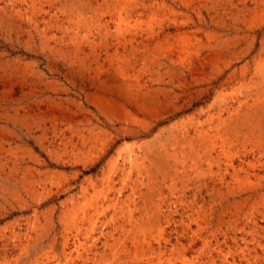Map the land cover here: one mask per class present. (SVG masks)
<instances>
[{
    "label": "rangeland",
    "instance_id": "1",
    "mask_svg": "<svg viewBox=\"0 0 264 264\" xmlns=\"http://www.w3.org/2000/svg\"><path fill=\"white\" fill-rule=\"evenodd\" d=\"M117 66L128 72L126 79L116 73ZM261 67L264 0H0V131L11 142V147L5 145L10 149L6 155L17 158L20 168L48 171L47 179L34 184L29 194L19 183L0 180V263L22 254L3 235L10 236L13 229L28 233L31 227L35 242L17 264L47 263L43 253L48 250L60 257L65 239L67 251L80 246L85 264H248L242 258L248 248L249 263L264 264V138L262 149L255 143L257 135L264 137V90L257 91L252 79ZM15 108L18 117L8 118ZM25 115V124L15 122ZM202 120L211 134L205 147L214 158L210 166L206 158L200 165L205 174L200 182L207 189L195 190L190 172L185 203L173 205L170 199L176 201L177 192L173 196L168 189L176 162L172 142L184 135L182 124L193 134V126ZM218 126L222 136L212 132L211 127ZM42 127L49 129L48 140L38 139ZM53 128L65 131L64 146L55 140ZM89 130L99 141L94 148L81 142ZM127 152L137 156V167L124 181L122 160ZM182 174L174 182L180 193ZM108 177L115 181L113 189L124 188L118 204L125 205L122 213L118 208L102 213L89 206L106 192ZM145 185L157 194L161 187L162 195L153 198L156 207L146 212L137 198L147 193ZM132 187L138 191L136 206L124 201ZM98 204L106 207L102 201ZM130 211L134 218L127 217ZM113 215L128 231L121 239L130 253L119 258L111 254L121 232L113 229L118 224L108 222ZM103 235H113L111 249L102 245ZM133 239L141 248L138 252Z\"/></svg>",
    "mask_w": 264,
    "mask_h": 264
},
{
    "label": "bare ground",
    "instance_id": "2",
    "mask_svg": "<svg viewBox=\"0 0 264 264\" xmlns=\"http://www.w3.org/2000/svg\"><path fill=\"white\" fill-rule=\"evenodd\" d=\"M33 2H36V0H32ZM50 1V0H49ZM59 1V0H58ZM84 1V0H83ZM117 1V0H116ZM72 2V1H71ZM70 2V3H71ZM190 2V1H189ZM62 3V2H61ZM60 3V4H61ZM107 3V2H106ZM105 3V4H106ZM45 4V3H44ZM78 4V3H77ZM97 4V3H96ZM49 5V4H48ZM81 5V4H80ZM64 6V5H63ZM77 7H78V5H77ZM82 7V6H81ZM80 7V8H81ZM100 7V6H99ZM14 8V7H13ZM34 8V7H33ZM75 8V7H74ZM85 8V7H84ZM88 8V7H87ZM69 9V8H68ZM82 9V8H81ZM12 10V9H11ZM40 10V9H39ZM82 10H84V9H82ZM81 10V11H82ZM69 11V10H68ZM15 12V11H14ZM18 12V11H17ZM3 13L5 14V12L3 11ZM67 13V12H66ZM78 14V13H77ZM14 15V14H13ZM18 15V14H17ZM70 15V14H69ZM15 16V15H14ZM78 16V15H77ZM155 16V15H154ZM11 17V16H10ZM82 17V16H81ZM70 19V18H69ZM72 21V20H71ZM74 21V20H73ZM157 21V20H156ZM77 23H78V21H77ZM79 24V23H78ZM147 24V23H146ZM122 25V24H121ZM80 26V25H79ZM146 28V27H145ZM178 36V35H177ZM77 38V37H76ZM75 43V42H74ZM73 43V44H74ZM178 45V44H177ZM76 46V45H75ZM78 47H80L79 45H78ZM173 47V46H172ZM94 48V47H93ZM58 50V49H57ZM66 51V50H65ZM72 56V55H71ZM74 58V57H73ZM145 59V58H144ZM152 63H155V62H152ZM145 67V66H144ZM116 69V73L118 72L120 75H121V77H123V78H125L126 79V77H127V74H128V72L126 71V70H123L121 67H118L117 66V68H115ZM243 70V69H242ZM25 71V70H24ZM236 71V70H235ZM17 72V71H16ZM240 72V71H239ZM244 72V71H243ZM234 73V72H233ZM237 77L236 75H233L231 78L233 79V77ZM239 76V75H238ZM240 76L242 77V78H244V76H245V74L244 73H240ZM239 76V77H240ZM88 77V76H87ZM252 78V77H251ZM161 79V78H160ZM228 79V78H227ZM238 79V78H237ZM253 80H254V82H255V84H254V86L258 89L257 91H262V90H264V67H261L260 69H258L257 71H255V73H254V75H253V78H252ZM236 82V81H235ZM90 86V85H89ZM260 91V92H261ZM105 92V91H104ZM255 93V92H254ZM258 93V92H257ZM262 94V93H261ZM246 95V94H245ZM255 95V94H254ZM249 96V95H248ZM220 97V96H219ZM251 97V96H250ZM259 98V97H258ZM245 99V98H244ZM248 99V98H247ZM263 99H264V97H263ZM222 100V99H221ZM258 100V99H257ZM260 100V99H259ZM13 102H15V100H13ZM19 102V101H18ZM38 102V101H37ZM248 102H249V100H248ZM253 102V101H252ZM65 103H66V101H65ZM223 103V102H222ZM242 103V102H241ZM257 103V102H256ZM258 103H260V102H258ZM264 103V102H263ZM30 104V103H29ZM216 104V103H215ZM219 104V103H218ZM247 104V103H246ZM153 105V104H152ZM220 105V104H219ZM226 105V104H225ZM239 105V104H238ZM253 105V104H252ZM259 105V104H258ZM25 106V105H24ZM118 106V105H117ZM156 106V105H155ZM186 106V105H185ZM212 106H213V104H212ZM243 106V105H242ZM245 106V105H244ZM255 106V105H254ZM263 106V105H262ZM120 107V106H119ZM214 107V106H213ZM212 107V108H213ZM231 107V106H230ZM234 108V107H233ZM51 109V108H50ZM240 109V108H239ZM238 109V110H239ZM215 110V109H214ZM221 110V109H220ZM152 111V110H151ZM207 111V110H206ZM222 111V110H221ZM247 111V110H246ZM253 111V110H252ZM260 111H261V108H260ZM264 111V110H263ZM218 112V111H217ZM226 112V111H225ZM230 112V111H229ZM233 112V111H232ZM243 112V111H242ZM248 112V111H247ZM256 112H258V111H256ZM13 113H14V116H12V117H10V115H9V117L8 118H16V117H18V115H19V109H17L16 110V108L15 109H13ZM237 113V112H236ZM235 113V114H236ZM264 113V112H263ZM29 114V113H28ZM139 114V113H138ZM232 114V113H231ZM238 114V113H237ZM245 114V113H244ZM8 115V114H7ZM38 115V114H37ZM57 115V114H56ZM214 115V114H213ZM220 115H221V113H220ZM234 115V114H233ZM264 115V114H263ZM26 116V115H25ZM212 115H210V117H211ZM216 116H218V115H216ZM215 116V117H216ZM27 117V116H26ZM19 118V119H15V120H17V121H15V122H19V124H25V122H26V119H28V117L27 118ZM31 116H29V118H30ZM45 117V116H44ZM220 117V116H219ZM230 117V116H229ZM194 118V117H193ZM208 118V117H207ZM39 119V118H38ZM42 119V118H41ZM206 119V118H205ZM217 119H218V117H217ZM216 119V120H217ZM42 120H44V119H42ZM260 120V119H259ZM40 121V120H39ZM125 121V120H124ZM130 121V120H129ZM203 121V120H202ZM261 121V120H260ZM73 122V121H72ZM114 122V121H113ZM137 122V121H136ZM206 122V121H205ZM211 122V121H210ZM221 122V121H220ZM226 122V121H225ZM234 122V121H233ZM256 122H257V119H256ZM16 124V123H15ZM18 124V123H17ZM42 124H43V121H42ZM190 124V123H189ZM204 121H203V123L201 124V125H194L193 126V134L192 133H190V131H188V128L185 126V125H183L182 124V132H183V136L182 135H180V136H182L181 138H179L178 140H175L174 142H172V148L174 149V154L173 153H171V154H173V155H171V158H174V161H176L174 164H175V166L174 167H172V171L174 172V174H173V176H168V171L166 170V172H164L163 170H162V172L164 173L163 174V176L165 175V176H167V177H169L170 178V180H171V185L168 187V189H169V191H171V193L172 194H174L173 196H175V192H177V197H176V201H174L173 199H170L171 200V204H176V203H185V193L187 192V190H186V188L188 187V185L190 184L189 182H190V177H191V175H190V172H192L193 174V177H191V178H194L195 179V182H197L196 184H195V186H194V188L196 187V189L195 190H198L199 192L201 191V189L202 188H206L207 186L201 181L200 182V179H202L203 177H204V172L200 169V165H201V163L203 162V161H205V159L203 160V158H206V161L209 163V166H210V164L212 163V161L214 160V158L212 159V156H211V152L209 151V148L207 149V147H205L206 146V138H209L210 139V133H209V131L210 130H205L204 129ZM208 124V123H207ZM217 124V123H216ZM219 124V123H218ZM56 125V124H55ZM192 125V124H191ZM210 125V124H209ZM231 125H233V124H231ZM235 125V124H234ZM240 125V124H239ZM249 125V124H248ZM253 125H254V123H253ZM257 125V127H258V124H256ZM225 126H226V124H225ZM41 127V126H40ZM45 127V126H44ZM233 127V126H232ZM236 127V126H235ZM252 127V126H251ZM255 128H257L256 126H254ZM43 128V127H42ZM175 128V127H174ZM210 128V127H209ZM259 128V127H258ZM21 129V128H20ZM173 129V128H172ZM211 129H212V132L214 131V130H216V132L214 133L215 134V136L216 135H221L222 136V131H221V129H222V127L221 126H218V127H211ZM245 129V128H244ZM263 129V128H262ZM122 130V132H124V131H126L125 129H121ZM166 130V129H165ZM227 130H228V128H227ZM52 131V130H51ZM61 131V130H60ZM174 131V130H173ZM246 131V130H245ZM260 131H261V129H260ZM22 132V131H21ZM63 132H65V131H63ZM63 132H61V133H59L58 132V130L56 129V128H53V133H54V138H55V140L56 139H60V141H61V143H60V146L62 147V146H64L65 145V143L63 142V140H65V137L66 136H64V133ZM78 132H79V130H78ZM78 132H73V133H77V134H80V133H78ZM225 132H226V130H225ZM234 132H236V131H234ZM244 132V131H243ZM252 132V131H251ZM24 133V132H23ZM30 133V132H29ZM48 133H49V129H42V134H41V136H40V138H38V139H45V140H48L47 139V137H48ZM231 133V132H230ZM27 134V133H26ZM95 133H94V130H89V136H82L81 137V139H82V143H83V145H85L86 147L87 146H90L91 148H94L97 144H98V142L99 141H96L95 139V136L96 135H94ZM228 134V133H227ZM239 134H241V133H239ZM246 134V133H245ZM75 135V134H74ZM253 135V134H252ZM79 136H81V135H79ZM217 136V137H218ZM236 136V135H235ZM16 137V136H15ZM14 137V138H15ZM53 137V136H52ZM120 137V136H119ZM213 137V136H212ZM231 137H232V135H231ZM245 137H247L246 135H245ZM244 137V138H245ZM257 138H256V148L257 149H262L261 148V144H262V141H263V136H262V133H260L259 135H257L256 136ZM95 138V139H94ZM99 138V137H98ZM173 138V137H172ZM214 138V137H213ZM226 138H228V137H226ZM236 138V137H235ZM66 139H68V138H66ZM224 139V138H223ZM229 139V138H228ZM53 140V139H52ZM54 140V141H55ZM110 140V139H109ZM174 140V139H173ZM172 140V141H173ZM197 140H199V142L197 141ZM211 140V139H210ZM237 140V139H236ZM247 140V139H246ZM50 141V140H49ZM78 141V140H77ZM170 141V140H169ZM244 141V140H243ZM242 141V142H243ZM253 141V140H252ZM40 142H42V141H40ZM69 142V141H68ZM234 142V141H233ZM237 142V141H236ZM69 143H71V139H70V142ZM73 143V142H72ZM166 143V142H165ZM164 143V144H165ZM169 143V142H168ZM171 143V142H170ZM245 143V142H244ZM243 143V144H244ZM9 145V147H11L10 146V144H11V142H10V136L8 137V135L6 136V135H4V132L3 131H0V180H2L3 182H9L10 184H12V185H15L16 183H19L20 185H22L23 186V188H24V191L27 193V194H29V192L31 191V190H33V188H34V184L36 185L37 183H39V182H42V181H45V179L44 178H46L47 176H48V171H47V173H44V172H40V171H36V169L34 170V169H31L30 168V166L29 167H25L24 166V168H20L21 167V165H20V163L18 162V160H17V158L16 159H12V158H8V155H6V154H8L9 152H6V150H5V145ZM50 144V143H49ZM49 144H48V146H49ZM75 144V143H74ZM77 144V143H76ZM223 144V143H222ZM226 144V143H225ZM252 144V143H251ZM51 145V144H50ZM67 145V144H66ZM70 145V144H69ZM149 145V144H148ZM166 145V144H165ZM207 145H209V144H207ZM234 145V144H233ZM239 145V144H238ZM47 146V145H46ZM59 146V147H60ZM79 146H81V144L79 145ZM162 146H164V145H162ZM211 146V145H210ZM212 146L214 147V145L212 144ZM264 146V145H263ZM43 147V146H42ZM53 147V146H52ZM67 147V146H66ZM73 147V149H74V147H76V146H72ZM155 147V146H154ZM153 147V148H154ZM166 147V146H165ZM180 148L181 147V149H180V153L178 152H176L175 150H177V148ZM198 147V148H197ZM205 147V149H206V152L205 153H202L201 151L203 150V148ZM215 147H216V145H215ZM254 147V146H253ZM64 148V147H63ZM169 148V147H168ZM264 148V147H263ZM66 149V148H65ZM65 149L63 150V151H65ZM98 149V148H97ZM166 149V148H165ZM254 149V148H253ZM5 150V151H4ZM8 150H10V149H8ZM7 150V151H8ZM12 150V149H11ZM48 150V149H47ZM50 150V149H49ZM71 150V149H70ZM167 150V149H166ZM219 150H221V149H219ZM226 150H228V149H226ZM264 150V149H263ZM3 152H5V153H3ZM14 152V151H13ZM67 152V151H66ZM161 152V151H160ZM216 152V151H215ZM253 152V151H252ZM65 153V152H64ZM79 153V152H78ZM13 154V153H12ZM53 154V153H52ZM120 154V153H119ZM134 154V153H133ZM170 154V153H169ZM260 154V153H259ZM138 155V154H137ZM159 155H161V154H159ZM261 155V154H260ZM78 156V155H77ZM154 156V155H153ZM219 156V155H218ZM71 157V156H70ZM137 157V156H136ZM135 157V158H136ZM157 157V156H156ZM166 157H167V153H166ZM166 157H165V159H166ZM170 156L168 155V160L170 159L169 158ZM262 157H264V151H263V153H262ZM135 158H133V156H132V153H126L124 156H123V160H122V164H123V167H124V169H122V170H124L123 172H125V173H127L126 174V177H125V180L124 181H126V180H128V178L131 176V173H133V171L136 169V167H137V165H136V161L134 160ZM240 158V157H239ZM137 159V158H136ZM155 159V158H154ZM158 159V158H157ZM160 160H161V157L159 158ZM158 159V160H159ZM164 159V158H163ZM164 159V160H165ZM227 159H230L229 158V156H228V158ZM262 159V158H261ZM139 160V159H138ZM118 161V160H117ZM142 161V160H141ZM144 161V160H143ZM154 161V160H153ZM220 161V160H219ZM246 161V160H245ZM145 162V161H144ZM148 162V161H147ZM155 162V161H154ZM153 162V163H154ZM158 162V161H157ZM156 162V163H157ZM216 162V161H215ZM244 162V161H243ZM40 163V162H39ZM116 163V162H115ZM141 163V162H140ZM161 163H162V161H161ZM190 163V164H189ZM228 163V162H227ZM252 163V162H251ZM24 164H25V162H24ZM150 164V163H149ZM151 164H152V162H151ZM164 164V163H163ZM163 164H158V165H163ZM166 164V163H165ZM164 164V165H165ZM172 164V163H171ZM178 164V166H176ZM217 164V163H216ZM31 165V164H30ZM139 165V164H138ZM140 165H142V164H140ZM155 164H153V166H154ZM213 165V164H212ZM246 165V164H245ZM248 165V164H247ZM151 166V165H150ZM167 166H168V164H167ZM166 166V167H167ZM232 166V165H231ZM244 166V165H243ZM152 167V166H151ZM161 167V166H160ZM170 166H168V168H169ZM139 168V167H138ZM147 168V167H146ZM171 168V167H170ZM178 168H180V169H182V172L181 173H183L182 174V177L184 178V180L182 181V183H183V186H182V193H180L179 192V190L176 188V186H175V179H177L179 176H180V172H179V169ZM253 168V167H252ZM142 169V168H141ZM161 169V168H160ZM37 170H39V169H37ZM138 170V169H137ZM157 170V169H156ZM159 170V169H158ZM37 173H36V172ZM136 171V170H135ZM143 171V170H142ZM155 171V170H154ZM220 171V170H219ZM230 171V170H229ZM244 171V170H243ZM156 172V171H155ZM207 172H209V171H207ZM236 172H238V171H236ZM144 173V172H143ZM145 173H146V171H145ZM159 173L161 174V172L159 171ZM180 173V174H179ZM139 174V176H140V172L138 173ZM137 174V175H138ZM152 174V173H151ZM155 174V173H154ZM160 174H158V175H160ZM241 174V173H240ZM122 175H124V174H122ZM143 175V174H142ZM146 175V174H145ZM149 175V174H148ZM153 175V174H152ZM125 176V175H124ZM139 176H137V177H139ZM161 176V175H160ZM220 176V175H219ZM231 176V175H230ZM144 177V176H143ZM146 177H148V176H146ZM154 177V176H153ZM181 177V178H182ZM241 177V176H240ZM134 178V177H133ZM152 178V177H151ZM162 178V177H161ZM212 178H213V176H212ZM226 178V177H225ZM236 178V177H235ZM47 179V178H46ZM130 179V178H129ZM155 179V178H154ZM204 179V178H203ZM136 180V179H135ZM140 180V179H139ZM157 180V179H156ZM161 180H163V179H161ZM165 181V180H164ZM179 181V180H178ZM93 182V181H92ZM114 179H113V177H108L107 179H106V181H105V185H104V187H105V189H106V192L104 193V195H101V197L100 196H96L95 197V199L93 198L92 200H91V202L89 203V206H91V208L92 209H94L95 211H97V210H99L100 208H101V210H102V213H105L107 210H109V209H111L112 208V210H116L117 208H118V204H119V202H121V197H122V194H123V190H124V188L122 187V188H120V189H113L114 188ZM121 182V181H120ZM136 182H138V181H136ZM147 182V181H146ZM150 182V181H149ZM153 182V181H152ZM158 182V181H157ZM159 182H161V181H159ZM215 183H216V181H214ZM91 183V182H90ZM138 183H142L141 181H139ZM145 183V182H144ZM148 183V182H147ZM154 183V182H153ZM104 184V183H103ZM137 184V183H136ZM146 184V183H145ZM154 184H156V182L154 183ZM159 184V183H158ZM186 184H187V186H186ZM93 185V184H92ZM141 185H143L144 186V184H141ZM151 185V184H150ZM211 185V184H210ZM218 185V184H217ZM96 186V185H95ZM94 186V187H95ZM138 186V185H137ZM146 186V185H145ZM152 186V185H151ZM228 186V185H227ZM113 187V188H112ZM146 187H148V186H146ZM159 187H160V185H159ZM211 187V186H210ZM215 187V186H214ZM127 188V187H126ZM138 188V187H137ZM161 188V187H160ZM160 188H158L157 189V191L159 192V194H157L156 192H154L155 191V189L154 188H150V187H148V191H147V193H144V194H142V192H140L139 193V195L137 196V192H136V188H134V187H132L131 189V195H129L128 194V196L126 197V200H124V201H126L125 203L128 205V201H131L132 202V204H133V206L135 205H138V202H136V196H137V198L138 199H140V202L142 203V209L146 212V209L147 208H153V205H155V207H156V201H154V197H156V198H159V199H161V189ZM8 189V188H7ZM111 189H113V192H112V190ZM140 189H141V187H140ZM167 189V188H166ZM207 189V188H206ZM213 189V188H212ZM1 190V189H0ZM96 190V189H95ZM8 191V190H7ZM82 191V190H81ZM189 191H190V189H189ZM203 191H205V189L203 190ZM218 191V190H217ZM84 192V191H83ZM112 192V193H111ZM163 193V192H162ZM197 193V192H196ZM206 193V192H205ZM12 193L10 192V195H11ZM86 194V193H85ZM212 194V193H211ZM187 195V194H186ZM199 195V194H198ZM201 195V194H200ZM257 195V194H256ZM12 196V198H15V196H14V194L13 195H11ZM165 196V195H164ZM166 196H167V194H166ZM172 196V195H171ZM19 197H22V196H19ZM191 197V196H190ZM221 197V196H220ZM6 198V197H5ZM85 198V197H84ZM123 198V197H122ZM164 198V197H163ZM166 198V197H165ZM192 198V197H191ZM54 199V198H53ZM149 199H151L152 201H150ZM164 200H166V199H164ZM4 201V200H3ZM24 201V200H23ZM99 201H102V203H103V205L104 204H106V207H101V206H98L99 204ZM123 201V202H124ZM159 201V200H158ZM186 201H188V199L186 200ZM198 201V200H197ZM234 201V200H233ZM167 202V201H166ZM228 202V201H227ZM20 203V202H19ZM164 203V202H163ZM18 204V203H17ZM123 204V203H122ZM161 204H162V202H161ZM166 204V203H165ZM177 204V205H178ZM191 204L192 203H190V206H191ZM259 204V203H258ZM186 205V204H185ZM193 205V204H192ZM125 206V205H124ZM124 206H120L118 209L120 210H118L119 212H121L122 213V211H123V208H124ZM130 206V205H129ZM243 206V205H242ZM10 207V206H9ZM128 207V206H127ZM161 207V206H160ZM232 207V206H231ZM133 208V207H132ZM135 208V207H134ZM141 208V207H140ZM158 208H159V206H158ZM157 208V209H158ZM253 208V207H252ZM4 209V208H3ZM12 209V208H11ZM69 209V208H68ZM85 209V208H84ZM130 209V208H129ZM141 209V210H142ZM162 209V208H161ZM170 209V208H169ZM194 209V208H193ZM246 209V208H245ZM134 210H137V209H134ZM134 210H132V211H134ZM151 210V209H150ZM167 210V209H166ZM228 210V209H227ZM170 211V210H169ZM173 211V210H172ZM176 211V210H175ZM142 212V211H141ZM145 212H143V213H145ZM155 212V211H154ZM194 212H195V210H194ZM264 213V212H263ZM86 214V213H85ZM116 214V213H115ZM159 214H161L160 212H158V215ZM198 214V213H197ZM246 214V213H245ZM250 214V213H249ZM117 215V214H116ZM122 215V214H121ZM125 215V214H124ZM133 214H132V212L130 211V213L127 215V217L128 218H134L133 216H132ZM194 215V214H193ZM264 215V214H263ZM119 216V215H118ZM171 216V215H170ZM112 217V218H111ZM109 219V223H114V224H118V225H116L115 227H113V229L115 230V231H121V232H119V237H118V239H116L117 240V243L115 244V247H113L112 249H111V247L113 246L112 244H110V242H111V239L113 238V235H111V236H108V237H105L104 235V238L106 239V241L102 244L104 247H109L110 249H111V254L112 255H116V258H119L118 256L119 255H126V254H129L130 252H129V250H128V248L126 247V245L127 244H125V242L121 239V237L122 236H125V234H127L128 233V231L126 230V229H123V228H120V224H119V218L117 217V216H111ZM238 217V216H237ZM254 217V216H253ZM48 218V217H47ZM121 218V217H120ZM142 218V217H141ZM137 220H139V219H137ZM170 220V219H169ZM250 220V219H249ZM129 221H131V220H129ZM134 221V220H133ZM107 222V221H106ZM108 222H107V224H108ZM252 222V221H251ZM129 223V222H128ZM133 223V222H132ZM138 223V222H137ZM228 223V222H227ZM252 223H254V228L252 229V231H251V234L253 235L254 233V231H256L257 229L255 228V226L257 225V223H256V220L254 221V222H252ZM18 224V223H17ZM16 224V225H17ZM27 224V223H26ZM107 224H104V225H107ZM124 224V223H123ZM126 224V223H125ZM135 224V223H134ZM29 225V224H28ZM32 225H35V223L34 224H32ZM31 225V226H32ZM80 225V224H79ZM74 226V225H73ZM135 226V225H134ZM137 226V225H136ZM135 226V227H136ZM3 227V226H2ZM9 227V226H8ZM12 227H13V225H12ZM81 227V226H80ZM126 227V226H125ZM238 227V226H237ZM257 227V226H256ZM27 228V227H26ZM128 229V228H127ZM236 229V228H235ZM262 229V228H261ZM8 230V229H7ZM6 230V231H7ZM28 230H30L31 231V227L28 229ZM111 230V229H110ZM145 229H142L141 231H140V233H143V231H144ZM245 230V229H244ZM260 230V229H259ZM2 231V230H1ZM4 231H5V229H4ZM5 231V232H6ZM9 231V230H8ZM7 231V232H8ZM30 231L28 232V233H24V234H21L20 232H16V229H13L12 230V232H11V235L10 236H7V235H3V239L4 240H6V239H8L9 241H5L6 243L8 242V243H14V245H15V248H17V250H20L19 252L20 253H22L21 255H19V257H15V258H11V259H9V256H8V258L7 257H4V260H5V263H0V264H17V262H18V260L20 259V258H22L23 256H27V254L29 253V250H30V247H32V242H35V239H34V237L33 236H31V235H29L30 234ZM80 231V230H79ZM79 231H78V233H79ZM131 231H133V230H131ZM135 232H136V228H135ZM0 233H3V232H0ZM10 233V232H9ZM111 233V232H110ZM109 233V234H110ZM113 233V232H112ZM132 233V232H131ZM146 233V232H145ZM144 233V234H145ZM263 233V232H262ZM76 234V233H75ZM80 234V233H79ZM101 234H104V233H101ZM211 234V233H210ZM2 235V234H1ZM71 235H73V234H71ZM136 235V234H135ZM258 235H259V233H258ZM258 235H256V236H258ZM261 235V234H260ZM30 236V237H29ZM87 236V235H86ZM139 236V235H138ZM144 236V235H143ZM254 236V235H253ZM146 237H147V235H146ZM68 238V237H67ZM125 238V237H124ZM134 238H137V237H134ZM144 238V237H143ZM255 238V237H254ZM264 238V237H263ZM2 239V238H1ZM24 239H27V241H26V243L24 244L23 243V241H24ZM75 239V238H74ZM85 239V238H84ZM88 240V239H87ZM96 240V239H95ZM125 240V239H124ZM128 240V239H127ZM136 240V239H135ZM134 239H133V242H134V244H133V250L135 251V252H138L139 251V249H141V248H139V244L137 243V241H135ZM146 240V239H145ZM257 240V239H256ZM62 241H63V239H62ZM67 241L68 240H66L65 239V242H64V244H63V250H62V255L60 256V257H58V256H56L55 254H53V251H50V250H48V251H46V252H44L43 253V257H45L44 258V260L46 259V261H47V263H43V264H51V262L52 261H55V263L56 264H85V261L83 260V258H82V255L80 256V254H79V245H75L74 244V248H72L73 250L72 251H67V249H66V247L68 246V243H67ZM128 241H130V240H128ZM259 241V240H258ZM257 241V242H258ZM70 242V241H69ZM73 242V241H72ZM17 243L19 244V245H17ZM20 243H23V244H20ZM76 243V242H75ZM92 243V242H91ZM132 243V242H131ZM143 243V242H142ZM84 244H85V242H84ZM146 244V243H145ZM148 244V243H147ZM151 244V243H150ZM260 244V243H259ZM17 245V246H16ZM83 245V244H82ZM92 245V244H91ZM96 245V244H95ZM142 245V244H141ZM263 245V244H262ZM86 246V245H85ZM183 246V245H182ZM264 246V245H263ZM82 247H84V246H82ZM81 247V248H82ZM207 247V246H206ZM221 247V246H220ZM8 248V247H7ZM13 248V247H12ZM50 248H53V247H50ZM68 248V247H67ZM90 246H88V248L86 249V252H87V255H90L91 253H92V251L90 250ZM97 248V247H96ZM243 248H246V247H244L243 246ZM262 248V247H261ZM104 249V248H103ZM130 249V248H129ZM149 249V248H148ZM159 249H161V248H159ZM241 249V248H240ZM249 249V248H248ZM248 249H246L245 251H243V253H242V258L244 259V261L246 262V263H248V264H250L249 262H250V260H251V258H250V256L248 255V254H246V251L248 250ZM263 249H264V247H263ZM13 250V249H12ZM84 250V249H83ZM145 250V249H144ZM222 250V249H221ZM237 250V249H236ZM250 250V249H249ZM5 251V250H4ZM43 251V250H42ZM85 251V250H84ZM141 251H143V250H141ZM151 251H154V250H151ZM151 251H150V253H151ZM161 251V250H160ZM215 251V250H214ZM213 251V252H214ZM220 251V250H219ZM218 251V252H219ZM256 251V250H255ZM51 252H52V254H53V256H51L50 254H51ZM98 252V251H97ZM102 252V251H101ZM106 252V251H105ZM223 252V251H222ZM222 252H221V254H222ZM238 252V251H237ZM240 252V251H239ZM242 252V251H241ZM81 253V252H80ZM95 253V252H94ZM142 253V252H141ZM146 253V252H145ZM220 253V252H219ZM229 253V252H228ZM251 253V252H250ZM35 254H36V252H35ZM75 254L76 255H78L77 256V258L75 257ZM99 254V253H98ZM102 254V253H101ZM104 254V253H103ZM143 254V253H142ZM165 254V253H164ZM252 254V253H251ZM258 254V253H257ZM11 255V254H10ZM83 255H84V253H83ZM100 255V254H99ZM105 255V254H104ZM151 255V254H150ZM163 255V254H162ZM41 256V255H40ZM226 256H227V253H226ZM225 256V257H226ZM91 257V256H90ZM97 257V256H96ZM100 257V256H99ZM162 257V256H161ZM213 257H214V255H213ZM254 257H255V255H254ZM88 258H89V256H87V261L89 262V260H88ZM102 258V257H101ZM159 258H160V256H159ZM207 258H208V256H207ZM241 258V259H242ZM42 259V258H41ZM41 259H40V261H41ZM78 259H80V261H78ZM97 259V258H96ZM100 259V258H99ZM170 259V258H169ZM210 259V258H209ZM223 259H224V257H223ZM263 259H264V257H263ZM261 257L259 258V260L261 261V260H263ZM42 261V262H45V261ZM102 260V259H101ZM149 260V259H148ZM158 260H160V259H158ZM220 260H222L221 258H220ZM226 260H228V259H226ZM234 260V259H233ZM30 261H31V259H30ZM36 263H38V258H36ZM49 261V262H48ZM151 261V260H150ZM214 261V260H213ZM235 261V260H234ZM264 261V260H263ZM95 262H96V260H95ZM161 262V261H160ZM222 262V261H221ZM224 262V261H223ZM222 262V264H224ZM228 262V261H227ZM230 262V261H229ZM228 262V263H229ZM40 263V262H39ZM54 263V262H53ZM92 263H94V262H92ZM147 263V262H146ZM151 263V262H150ZM168 263V262H167ZM211 263V262H210ZM215 263V262H214ZM255 263V262H254ZM97 264V263H96ZM172 264V263H171ZM230 264V263H229ZM234 264V263H233ZM251 264H253V263H251ZM256 264V263H255ZM263 264V263H262Z\"/></svg>",
    "mask_w": 264,
    "mask_h": 264
}]
</instances>
